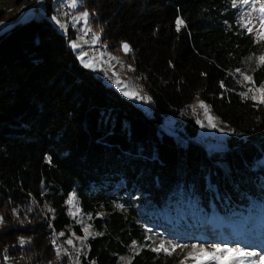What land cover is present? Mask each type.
<instances>
[{
  "label": "trees",
  "instance_id": "trees-1",
  "mask_svg": "<svg viewBox=\"0 0 264 264\" xmlns=\"http://www.w3.org/2000/svg\"><path fill=\"white\" fill-rule=\"evenodd\" d=\"M80 7L112 51L130 44L126 60L152 114L83 67L47 17L0 32V264L6 247L27 264H58L53 237L73 222L66 199L74 190L97 232L78 264H176L147 238L158 216L198 214L206 222L212 201L227 220L233 210L264 207V104L243 98L236 76L243 70L264 82V48L241 25L237 0H82ZM196 96L231 129L225 150L196 142L192 117L186 142L159 133L164 116L179 115ZM20 236L30 241L21 246Z\"/></svg>",
  "mask_w": 264,
  "mask_h": 264
},
{
  "label": "rangeland",
  "instance_id": "rangeland-1",
  "mask_svg": "<svg viewBox=\"0 0 264 264\" xmlns=\"http://www.w3.org/2000/svg\"><path fill=\"white\" fill-rule=\"evenodd\" d=\"M45 1L0 0V32L11 27L13 24L11 22L18 18L22 12H24L23 15H26V11H35V14H40L39 18L47 17L56 29L66 36L68 46L74 51L83 67L85 64H90V67H85L87 70L101 77L107 85L115 88L122 96L131 100L137 107L151 116L149 94L135 75L134 66L126 60V55L131 51L130 44L124 41L120 51H112L108 43L101 39V31L94 29L89 24L90 12L80 7L82 0H51L52 12L49 15L45 13L46 10L44 12L39 11V6L46 4ZM237 3L241 10L239 12L241 25L247 32H249V28L253 29L249 33L264 48V40L260 38V33L264 31L261 26L262 14L260 12V8L264 7V0H249L247 4L243 3L242 0H237ZM67 8L71 10V16L66 15ZM45 9H47L46 5ZM85 12L88 13L87 18L83 16ZM33 17H26L21 21L26 22ZM89 33L91 34L90 38L87 37ZM123 44L129 46L127 52L122 48ZM260 57H258L259 62ZM236 76L242 87L243 98H250L262 103L264 82L255 84L252 77L243 70L237 71ZM245 77L250 79H245ZM125 91L128 92V95L124 94ZM190 117L194 118L199 126L198 133L194 137L196 142L203 144L208 152L226 149V140L231 134V129L213 114L209 105L198 96L193 99L188 107L180 111L179 115H165L159 133L165 132L180 142H186L184 124ZM262 162H264V158ZM206 181L207 188L218 199L217 188L210 182L209 176H207ZM260 183L264 184V177L260 178ZM121 186H123L122 181L116 185V187ZM91 189L95 190L97 187L92 185ZM66 205L73 222L66 229L54 234L56 261L58 264H78L81 257L88 252L89 239L97 235V232L92 226L90 215L81 209L75 190L68 194ZM210 210L206 222L202 221L198 214L194 218L188 217L184 213L158 216L154 222L148 224L147 238L151 241L154 249L160 244H164L169 251L161 252L172 256L176 264H196L192 255H198L201 249L213 252L216 247L241 248L257 253L256 256L240 257L233 260L232 264H239L240 260H243L244 264H251L253 261L260 264L259 258L264 255V207L244 214L233 210L232 216L228 220L217 209L213 201L210 203ZM0 217H2L1 211ZM2 223L3 217L0 226ZM75 225L79 226L81 232H77ZM29 241L30 237L20 236L18 244L24 246ZM172 245H178V247L173 251ZM231 255L229 254V256ZM3 259L4 264H27V260L23 256L12 258L9 255L8 247L3 251ZM207 264H216V262L208 261Z\"/></svg>",
  "mask_w": 264,
  "mask_h": 264
},
{
  "label": "snow or ice",
  "instance_id": "snow-or-ice-1",
  "mask_svg": "<svg viewBox=\"0 0 264 264\" xmlns=\"http://www.w3.org/2000/svg\"><path fill=\"white\" fill-rule=\"evenodd\" d=\"M243 3L247 4L249 3V0H242ZM260 12H261V26L262 28H264V7L260 8ZM83 16L85 18H87L88 13L85 12L83 14ZM183 21L178 20L177 24H182ZM248 31L251 33L253 31V29L249 28ZM260 38L262 40H264V31H262L260 33ZM75 47V45H74ZM122 48L124 49V51H128L129 50V46L127 44H123ZM81 59H83V57H81ZM260 61L262 63H264V56L260 57ZM90 64H85V67H90ZM130 67V66H129ZM245 79H250L248 77H245ZM125 95H128V92L125 91L124 93ZM135 98V97H133ZM261 102L264 103V97H262ZM203 107V105H202ZM0 221H2V217H0ZM68 243H71V241H68ZM178 247V245H172V250L174 251L175 248ZM157 252L160 251H165L168 252L169 250L165 247L164 244H160L156 249H154ZM170 254V253H169ZM229 254H232L231 256H229ZM192 255V254H190ZM257 253L256 252H250L247 251L245 249H241V248H227V247H216L215 251L213 252H207L204 249H201L200 253L198 255H192V259L196 261V264H207L208 261H215L216 264H232L233 260H236L240 257H251V256H256ZM260 264H264V255L260 256ZM239 264H244L243 260L239 261ZM251 264H256L255 261L251 262Z\"/></svg>",
  "mask_w": 264,
  "mask_h": 264
},
{
  "label": "crops",
  "instance_id": "crops-1",
  "mask_svg": "<svg viewBox=\"0 0 264 264\" xmlns=\"http://www.w3.org/2000/svg\"><path fill=\"white\" fill-rule=\"evenodd\" d=\"M38 6V4L36 5V7ZM35 7V8H36ZM34 12V13H33ZM26 11L25 13H26V15H23L24 14V12H22V13H20V15L18 16V18H16L14 21H12L11 23H16V22H21V20L22 19H24V18H31V16H34L35 18H36V14H35V11ZM31 14H33V15H31ZM33 17V18H34Z\"/></svg>",
  "mask_w": 264,
  "mask_h": 264
},
{
  "label": "bare ground",
  "instance_id": "bare-ground-1",
  "mask_svg": "<svg viewBox=\"0 0 264 264\" xmlns=\"http://www.w3.org/2000/svg\"><path fill=\"white\" fill-rule=\"evenodd\" d=\"M44 6H45L44 4H41V5H40V8L43 10V9H44ZM42 10H40V11H42ZM44 10H45V9H44ZM44 10H43V11H44ZM66 11H67V12H66V15L71 16V14H72L71 10H70L69 8H67ZM68 16H67V17H68ZM68 18H70V17H68ZM87 37L90 38V37H91V34H88Z\"/></svg>",
  "mask_w": 264,
  "mask_h": 264
},
{
  "label": "built area",
  "instance_id": "built-area-1",
  "mask_svg": "<svg viewBox=\"0 0 264 264\" xmlns=\"http://www.w3.org/2000/svg\"><path fill=\"white\" fill-rule=\"evenodd\" d=\"M39 11H40V6H39Z\"/></svg>",
  "mask_w": 264,
  "mask_h": 264
}]
</instances>
